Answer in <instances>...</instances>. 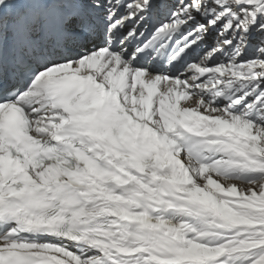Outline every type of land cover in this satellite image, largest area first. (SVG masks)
<instances>
[{
    "label": "snow or ice",
    "instance_id": "obj_1",
    "mask_svg": "<svg viewBox=\"0 0 264 264\" xmlns=\"http://www.w3.org/2000/svg\"><path fill=\"white\" fill-rule=\"evenodd\" d=\"M0 264H264V0H0Z\"/></svg>",
    "mask_w": 264,
    "mask_h": 264
}]
</instances>
